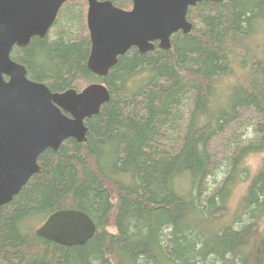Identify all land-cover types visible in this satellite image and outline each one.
Masks as SVG:
<instances>
[{"label": "trees", "instance_id": "1", "mask_svg": "<svg viewBox=\"0 0 264 264\" xmlns=\"http://www.w3.org/2000/svg\"><path fill=\"white\" fill-rule=\"evenodd\" d=\"M87 13L65 2L45 37L12 51L53 92L102 82L110 99L85 142L43 151V171L0 207V264H264V0H203L170 49L132 47L106 76L87 66ZM61 209L87 213L93 237L38 236Z\"/></svg>", "mask_w": 264, "mask_h": 264}, {"label": "water", "instance_id": "2", "mask_svg": "<svg viewBox=\"0 0 264 264\" xmlns=\"http://www.w3.org/2000/svg\"><path fill=\"white\" fill-rule=\"evenodd\" d=\"M66 1L74 0H0V207L43 171L38 162L43 151L58 150L69 138L85 142L86 120L110 99L102 82L53 92L46 83L30 79L25 65L11 56L14 47L45 37ZM85 1L92 42L87 66L106 76L132 47L145 53L157 42L160 49H170L173 34L191 32L189 7L203 0H132L129 10L111 0ZM95 231L93 219L78 209L58 210L36 228L38 236L65 246L83 245Z\"/></svg>", "mask_w": 264, "mask_h": 264}, {"label": "rangeland", "instance_id": "3", "mask_svg": "<svg viewBox=\"0 0 264 264\" xmlns=\"http://www.w3.org/2000/svg\"><path fill=\"white\" fill-rule=\"evenodd\" d=\"M252 162H253V164L254 165H256L257 164V162H258V159H252ZM177 187V186H176ZM188 188V187H187ZM187 188L186 187H182V186H179L178 185V191L180 192V193H182V194H185L186 193V191H187ZM39 223H40V221H34V226L36 227V225L38 226L39 225Z\"/></svg>", "mask_w": 264, "mask_h": 264}, {"label": "flooded vegetation", "instance_id": "4", "mask_svg": "<svg viewBox=\"0 0 264 264\" xmlns=\"http://www.w3.org/2000/svg\"><path fill=\"white\" fill-rule=\"evenodd\" d=\"M156 47H158V46H157V42H156ZM156 47H155V48H156ZM5 79L8 81V80L10 79V77H9V76H5Z\"/></svg>", "mask_w": 264, "mask_h": 264}, {"label": "bare ground", "instance_id": "5", "mask_svg": "<svg viewBox=\"0 0 264 264\" xmlns=\"http://www.w3.org/2000/svg\"><path fill=\"white\" fill-rule=\"evenodd\" d=\"M67 2V1H66Z\"/></svg>", "mask_w": 264, "mask_h": 264}]
</instances>
